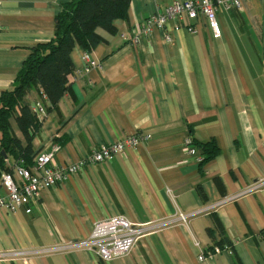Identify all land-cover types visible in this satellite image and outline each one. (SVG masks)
<instances>
[{
  "label": "crops",
  "instance_id": "1",
  "mask_svg": "<svg viewBox=\"0 0 264 264\" xmlns=\"http://www.w3.org/2000/svg\"><path fill=\"white\" fill-rule=\"evenodd\" d=\"M174 1L189 0H131L127 17L114 23L116 33L99 31L104 42L89 52L99 68L81 72L83 49L76 45L68 90L52 109L37 88L26 95L27 105L46 107L33 155L57 148L53 165L125 136L150 139L43 190L30 214L0 211V251L37 252L26 262L0 264H264V187L242 194L264 180V0L219 10L220 38L198 20L194 34L169 22L170 43L161 31L138 46L127 42L134 28ZM68 2L0 0V95L14 87L31 49L52 38L54 18ZM10 128L24 145L14 119ZM188 136L200 152L199 144L212 142L218 156L196 164L184 150ZM13 165L7 157L9 171ZM232 196L185 225L140 238L128 255L109 262L87 250L38 253L85 240L96 222L114 216L142 225ZM215 246L231 253L198 260Z\"/></svg>",
  "mask_w": 264,
  "mask_h": 264
},
{
  "label": "built area",
  "instance_id": "2",
  "mask_svg": "<svg viewBox=\"0 0 264 264\" xmlns=\"http://www.w3.org/2000/svg\"><path fill=\"white\" fill-rule=\"evenodd\" d=\"M243 2L244 0L174 1L166 6L164 10H157L149 15L137 28L132 30L126 40L132 46H138L142 37L147 38L155 31H161L164 34V41L170 43L171 37L167 31L169 22H173L175 29L184 28L188 33L194 34L196 30L191 23L198 20H204L213 37L220 38L221 31L216 18L217 12L219 10H240ZM81 59L83 62L81 72H88L100 67L98 61L93 59L89 52L83 51ZM80 73H76V75H80ZM31 111L38 118H42L46 114L41 102L33 105ZM149 139L150 136L144 134L125 136L115 142L94 147L78 161L63 166L52 164L54 152L57 148L36 154L32 164L28 167L24 166L23 161L20 160L9 172L3 173L0 177L1 185L6 190V195L0 196V211L15 213L23 209L26 214H30L32 206L37 204L43 190L57 186L69 176L78 174L87 166L107 161L114 155L123 153L126 150H134ZM183 146L186 155L192 158L196 164L202 161L200 151L192 143L189 136L184 138ZM262 187H264V180L253 183L242 194L256 191ZM235 198L236 196L226 197L197 213L184 214L178 211L172 219L142 225L131 223L123 216H114L96 222L92 227L90 236L85 240L69 242L50 251L38 253L87 250L95 253L99 260L109 262L128 255L140 238L173 225H185L194 216L207 213L216 206L228 203ZM230 250V247L222 249L212 247L210 250L202 251L198 260L202 261L205 257H211L214 253H231ZM34 254H37V252L25 254L0 251V261L20 257L26 262L27 258Z\"/></svg>",
  "mask_w": 264,
  "mask_h": 264
},
{
  "label": "trees",
  "instance_id": "3",
  "mask_svg": "<svg viewBox=\"0 0 264 264\" xmlns=\"http://www.w3.org/2000/svg\"><path fill=\"white\" fill-rule=\"evenodd\" d=\"M130 1L71 0L61 5V11L54 18L52 38L31 49L16 76L14 87L0 95V152L4 151L7 157H11L14 165L22 160L28 167L36 155H33L32 141L42 118H38L31 111V106L25 103L28 92L37 88L47 99L49 109L55 107L69 87L74 47L77 45L90 52L104 42L99 31L114 35V23L127 17ZM42 106L46 112L43 103ZM10 119H14L21 132L24 145L12 134ZM192 143L195 145L193 140ZM199 147L202 161L198 165L219 154L212 142L199 144ZM5 172H9L6 159L0 154V177Z\"/></svg>",
  "mask_w": 264,
  "mask_h": 264
},
{
  "label": "water",
  "instance_id": "4",
  "mask_svg": "<svg viewBox=\"0 0 264 264\" xmlns=\"http://www.w3.org/2000/svg\"><path fill=\"white\" fill-rule=\"evenodd\" d=\"M0 154H1V156H2L4 159H6V158H7V155L5 154V152H4V151H1V152H0Z\"/></svg>",
  "mask_w": 264,
  "mask_h": 264
}]
</instances>
